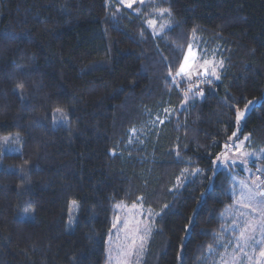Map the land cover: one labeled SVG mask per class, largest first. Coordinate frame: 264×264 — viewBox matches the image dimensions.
<instances>
[{
	"label": "trees",
	"instance_id": "16d2710c",
	"mask_svg": "<svg viewBox=\"0 0 264 264\" xmlns=\"http://www.w3.org/2000/svg\"><path fill=\"white\" fill-rule=\"evenodd\" d=\"M195 41L220 78H177ZM251 102L239 137L260 151L264 0H0V264H107L138 201L158 211L141 264H217L238 198L217 160Z\"/></svg>",
	"mask_w": 264,
	"mask_h": 264
},
{
	"label": "rangeland",
	"instance_id": "374dc122",
	"mask_svg": "<svg viewBox=\"0 0 264 264\" xmlns=\"http://www.w3.org/2000/svg\"><path fill=\"white\" fill-rule=\"evenodd\" d=\"M122 6L130 7L137 1L145 0H115ZM168 23L154 17L149 20V27L155 34H161ZM223 64L212 56L206 57L199 50V44L195 41L187 50L181 68L180 79L192 83L194 81H206L209 77L220 78V70ZM184 69L181 71V69ZM192 90L193 88L189 86ZM189 93V92H188ZM187 93V94H188ZM195 93L191 92L188 97ZM249 103L246 108L240 110L237 116V131L225 147V151L217 160L218 168H234L233 181L238 190L236 206L233 217L226 232L232 234L228 244H224L221 259L217 264H264V177L262 166L252 164L256 159L264 157V149L256 151L247 146L248 138H240L241 125L253 107ZM172 110L166 109L156 115L146 128L159 126L168 119ZM147 136V132L137 129L132 132V141L135 142ZM12 137H5L3 150H16L10 143ZM5 148V149H4ZM76 201L71 202L67 230L74 229L77 216ZM158 215L153 208L144 205L141 201L131 204L121 203L117 207V216L114 219L109 239L107 264H141L147 243L154 230V217ZM233 230V231H231Z\"/></svg>",
	"mask_w": 264,
	"mask_h": 264
},
{
	"label": "snow or ice",
	"instance_id": "6c2138e0",
	"mask_svg": "<svg viewBox=\"0 0 264 264\" xmlns=\"http://www.w3.org/2000/svg\"><path fill=\"white\" fill-rule=\"evenodd\" d=\"M184 69L182 68L181 71H183Z\"/></svg>",
	"mask_w": 264,
	"mask_h": 264
}]
</instances>
